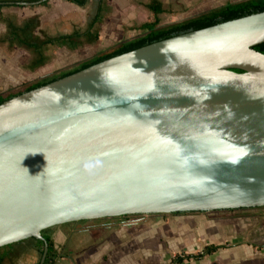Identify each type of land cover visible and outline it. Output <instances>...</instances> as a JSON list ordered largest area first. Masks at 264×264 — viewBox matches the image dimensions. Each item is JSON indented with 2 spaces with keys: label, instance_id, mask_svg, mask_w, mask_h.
Listing matches in <instances>:
<instances>
[{
  "label": "water",
  "instance_id": "water-1",
  "mask_svg": "<svg viewBox=\"0 0 264 264\" xmlns=\"http://www.w3.org/2000/svg\"><path fill=\"white\" fill-rule=\"evenodd\" d=\"M264 10L0 102V246L82 219L264 205ZM241 70H236V69Z\"/></svg>",
  "mask_w": 264,
  "mask_h": 264
},
{
  "label": "crops",
  "instance_id": "crops-1",
  "mask_svg": "<svg viewBox=\"0 0 264 264\" xmlns=\"http://www.w3.org/2000/svg\"><path fill=\"white\" fill-rule=\"evenodd\" d=\"M151 1L86 0L79 4L71 0H38L18 5L51 4L49 26H58L56 35L80 32L73 41L44 45H58L57 64L63 67L74 63V67L121 41L144 34L147 28L143 24L155 18L148 6ZM158 1L163 8L157 14L158 25L163 26L240 0ZM29 19L25 17V22ZM46 19L45 16L44 22ZM94 20L91 31L97 37L82 35ZM6 21L10 28L13 22L8 18ZM30 23L33 28L41 26L37 18ZM132 26L134 29H130ZM227 212L234 215L226 217ZM46 232L60 253L52 264H264V209L260 206L221 212H170L141 222L118 223L103 217L74 220L53 225ZM209 244L219 246L200 257L189 256L202 252ZM40 254L37 239L28 237L0 246V264H39ZM176 256L182 259L174 262Z\"/></svg>",
  "mask_w": 264,
  "mask_h": 264
},
{
  "label": "rangeland",
  "instance_id": "rangeland-1",
  "mask_svg": "<svg viewBox=\"0 0 264 264\" xmlns=\"http://www.w3.org/2000/svg\"><path fill=\"white\" fill-rule=\"evenodd\" d=\"M52 10L53 6L51 4L5 5L3 6V9H0V94L17 91L30 82L48 80L76 67H72L74 63L63 67L57 64L59 61L56 58L60 57V54L56 53V50L60 49L58 48V45L43 46L40 49L35 48L33 45H29L30 42L41 41L49 35L58 36L56 35L59 34V29L56 30L58 26H49V20L53 13ZM33 14H36V16ZM28 16H30V19L25 22V17ZM45 16L47 19L44 22L43 19ZM163 16L164 15H162V17ZM7 18L13 22L10 24L16 26L15 31L18 35L23 37H21L22 40L20 38L1 40L5 35H12L9 23L6 21ZM34 18L40 20L41 26L33 28L34 25L31 24L30 21ZM130 29H134L133 26ZM136 29L137 31L139 30L138 24H136ZM260 209H264V205L260 206ZM211 211L221 212L224 211V209ZM226 214V217H232L234 215L229 212ZM162 215L163 213L158 212L131 213L128 216L118 215L119 217L106 216L103 218L114 220L118 223H124L146 221L147 218L156 219L158 216Z\"/></svg>",
  "mask_w": 264,
  "mask_h": 264
},
{
  "label": "trees",
  "instance_id": "trees-1",
  "mask_svg": "<svg viewBox=\"0 0 264 264\" xmlns=\"http://www.w3.org/2000/svg\"><path fill=\"white\" fill-rule=\"evenodd\" d=\"M35 2L38 0H0V9L5 6V5H16V4H20L22 2ZM45 1V0H42ZM71 1H75L79 4H85L86 0H71ZM148 6L154 11L155 13V18L151 21L145 22L143 24L144 28H147V31L136 37L133 38L131 40H124L121 41L119 43H117L116 45H113L111 47H109L108 49L96 54L95 56H93L92 58L83 61L82 63H80L78 66H76L73 69L67 70L65 72H63L61 75L52 77L48 80H37L34 82H30L28 84H26L23 88L17 90V91H12L9 92L7 94H0V102H2L3 100L19 94L25 90L37 87L39 85H42L46 82H49L51 80H54L58 77H62L64 75H67L69 73H72L74 71H77L79 69H82L84 67H87L93 63H96L98 61L104 60L108 57L123 53L125 51L134 49L136 47L145 45L147 43L162 39V38H166L172 35H176L185 31H189L192 29H198V28H202V27H206L215 23H219L222 21H226L229 19H233V18H237L240 16H244V15H248L251 13H256V12H260L264 10V0H240V1H236V2H230L227 3L223 6L217 7V8H213L210 9L206 12L200 13L198 15H194L191 16L185 20L179 21V22H174V23H170L168 25H158L159 24V17H158V13L161 12L163 10L162 8V4L160 1L158 0H152ZM96 20L90 22L89 27L87 30H85L84 32H82V35H89V36H93V37H97L96 34H94L91 31L92 26L94 25ZM10 29L13 35L11 36H3L1 38V40H10V39H14V38H19L17 33L15 32L16 26H13L12 24H10ZM80 32L79 31H74L72 33H68V34H61L58 36H50L48 38H46L45 40H41V41H37V42H30V45H33L35 48H41L42 46H44L47 43L50 42H55V41H65V40H70L73 41V38L77 35H79ZM256 49L264 52V41L260 42L259 44L254 46ZM236 70H241V69H236ZM242 208H247V207H242ZM229 209H236V208H228ZM218 210V209H217ZM227 210V209H224ZM180 212H187V211H176L175 213H180ZM163 214H167V213H163ZM130 214H123L120 216H128ZM115 217H119V216H115ZM84 220V219H82ZM47 228L44 229L42 232L48 242V251H47V255L45 258V262L44 264H52L54 263V261L56 260V258L60 255V253L57 251V249L55 248V244H54V240L51 237L50 234H48L46 232ZM38 242V246L39 249L41 251V255L42 252L44 250V241L41 239H37ZM219 245H214V244H209L206 245L203 249L202 252L190 255V257H200L202 255H204L205 253H208L210 251H212L213 249H215L216 247H218ZM182 259L181 256H176L175 259L173 260L175 261H180Z\"/></svg>",
  "mask_w": 264,
  "mask_h": 264
}]
</instances>
